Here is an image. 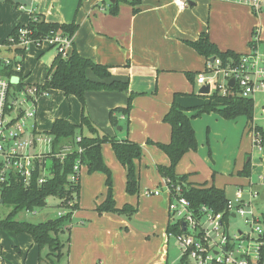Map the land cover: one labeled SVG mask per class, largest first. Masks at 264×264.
<instances>
[{"label": "crops", "instance_id": "crops-1", "mask_svg": "<svg viewBox=\"0 0 264 264\" xmlns=\"http://www.w3.org/2000/svg\"><path fill=\"white\" fill-rule=\"evenodd\" d=\"M129 1L118 0L117 12L111 14L110 0H0V42L17 25L26 24L31 13L47 22H74L77 25L72 45L78 53L96 63L108 65L111 78L106 81L128 82L125 92H85L86 113L107 134L127 137L142 146L141 158L136 160L139 191L137 195H130L125 190V168L116 159L110 143L101 145L103 160L112 174L116 207L125 204L136 207L130 218L96 211V206L106 196L105 175L87 173L85 166L81 168L79 207L72 213L69 241L56 264L178 263L169 251L166 197L145 194V191L160 186L162 177L156 166L168 165L169 160L157 146L146 142H169L170 126L162 118L175 94L176 101L186 108L208 101L207 94L200 91L207 84L196 82L206 59L186 41L195 40L200 33L206 32L209 40L221 51L243 54L249 49L254 31L264 47V1L258 14H254L248 4L237 1L140 0L136 5ZM177 1H185L187 6L179 8ZM48 49L31 47L23 55L27 83L44 82L30 80L31 71L26 62L30 63V56H35L37 64L48 68L56 55V52L45 54ZM186 73H190L192 79ZM86 75L97 79L90 69ZM52 91L56 92L50 98V106L44 110L39 108L41 98L47 94L37 101L34 123L39 131H48L56 118L67 119L73 124L80 121L79 100L73 95L65 96L60 90ZM131 92L138 94L133 97L129 129L124 135V132H118L122 130H115L110 125L108 113L115 106L125 105ZM251 98L252 122L264 130V92H256ZM193 112L187 113L191 115ZM123 120L120 116V121ZM241 122L238 117L225 119L214 111L193 118L191 124L197 148L182 156L175 172L186 174L187 181L193 184H213L223 190L228 181L232 182L229 185L233 189L245 185L248 180L261 181L264 144L262 151L254 148L247 118ZM247 161L250 162V173L241 176L238 172ZM262 220L264 223V214ZM42 249H38L27 233L0 230V264H39ZM40 263L48 262L44 259Z\"/></svg>", "mask_w": 264, "mask_h": 264}, {"label": "trees", "instance_id": "trees-1", "mask_svg": "<svg viewBox=\"0 0 264 264\" xmlns=\"http://www.w3.org/2000/svg\"><path fill=\"white\" fill-rule=\"evenodd\" d=\"M140 0H130L131 5H136ZM118 0L109 3V12H117ZM136 12V9H133ZM37 20H31L26 23V27L31 29V36L40 38L53 32L61 34L74 35L77 25L70 23L47 22L40 16ZM20 25H17L18 27ZM14 31V30H13ZM12 31V32H13ZM186 43L197 53L203 55L206 60L210 58H219L222 64H225L230 58H237L240 54L231 50L221 51L209 40L208 34L202 32L195 40H188ZM90 69L97 79H90L86 71ZM189 79H192L190 73H186ZM111 78L108 65L94 62L93 60L82 56L71 46L67 57L56 54L50 66L48 67L45 80L42 84H36L41 90H60L65 96H75L81 104L80 121L73 124L67 119H54L50 129L46 131L52 135L53 149L63 145L71 146L64 159H53L50 176L45 182L38 184L33 179L29 187H24L17 180L14 181L2 193L4 204L10 205L12 209L4 217L0 218V230L11 231L14 233H27L31 236L38 249L47 248L44 257L39 256V264L44 259L47 264H56L63 255V248L69 241L70 224L72 213L78 209L79 198V180L73 183L69 180V175L73 172L76 161H79L86 167L87 173L101 172L105 175L106 196L105 199L96 206L98 213L113 212L124 215L127 218L136 211V207L125 204L121 208L116 207L112 193V174L111 170L105 164L101 145L105 142L110 143L111 148L119 163L126 171L125 190L130 195H137L139 191V177L136 166V160L141 158L142 146L139 143L131 141L127 137L118 138L116 135H109L97 127L86 113L85 92L87 91H118L125 92L128 89V82ZM235 88H231V93L222 95L218 91L205 95L208 101L194 107L186 108L176 101V94L172 103L163 115L162 120L170 126V140L167 143H155L147 140V144L157 146L169 160L168 165H157L156 169L162 178L168 179V185H179L182 195L189 199L192 206L198 207L201 204L208 205L215 212H222L226 207L227 198L222 188L213 184H193L187 181L186 174H177L175 167L182 156L190 151L196 150L197 141L191 120L199 117L203 113L214 111L225 119H235L239 116H245L250 123L253 121V102L252 98L240 99L236 96ZM234 93V94H233ZM138 93H130L125 105L115 106L109 110L108 118L110 125L118 130L129 129V113L132 106L133 97ZM193 110L189 115L187 112ZM120 116L124 118L120 123ZM264 138V130L256 127ZM80 137L79 140H76ZM81 151L78 152L77 149ZM250 173V162H245L241 171V176H248ZM49 196L58 198V206L65 210L64 214L56 215L38 223L20 221L14 219L16 213L20 210H33L37 207H43ZM67 231V238L64 242L60 238V233ZM166 232H179V228L171 225L169 221L166 225Z\"/></svg>", "mask_w": 264, "mask_h": 264}, {"label": "built area", "instance_id": "built-area-1", "mask_svg": "<svg viewBox=\"0 0 264 264\" xmlns=\"http://www.w3.org/2000/svg\"><path fill=\"white\" fill-rule=\"evenodd\" d=\"M227 1L244 2L254 14H258L264 0ZM177 5L184 8L187 3L177 1ZM30 19L37 20V16L31 13ZM13 30L0 42V205L4 204L3 191L14 181L24 187H29L33 179L38 184L45 182L52 176L53 159L62 160L71 150L69 145L53 149L52 135L37 130L34 122L29 125L28 120L35 119L38 98L48 91L25 81L22 59L31 47L54 48L56 54L67 57L74 36L50 31L34 38L26 24ZM232 77L234 83L231 86L228 81ZM196 82L207 84L208 94L218 91L226 95L235 88L233 92L240 99L264 92V47L260 45L256 32L251 34L248 51L237 58H230L225 64L219 58L206 60ZM256 127L250 123L252 145L262 151L264 138ZM82 167L76 161L68 177L71 182H78ZM260 178L264 185V175ZM255 185L256 182L248 180L245 185L238 186L237 192L247 193V198L227 199L222 212H215L205 204L192 206L182 195L180 186L168 185L165 178L159 187L145 191V194L166 197L168 221L179 228V232L167 233L177 243L179 264H264V223L252 208L259 194ZM64 212V209L58 211L57 215ZM237 217L242 219L245 229L231 225Z\"/></svg>", "mask_w": 264, "mask_h": 264}, {"label": "rangeland", "instance_id": "rangeland-1", "mask_svg": "<svg viewBox=\"0 0 264 264\" xmlns=\"http://www.w3.org/2000/svg\"><path fill=\"white\" fill-rule=\"evenodd\" d=\"M55 52H56V50L54 48H49L45 52V54L55 53ZM34 58H35V56L32 58L30 56V63L26 62L27 69H29L31 71V73L28 75V77L30 78V80L32 79L34 82H43L45 80V76H46V72H47L48 68L45 67L43 64L42 65H40L39 63L37 64V61ZM34 61H36V65H33V63H35ZM24 74H25V72H24ZM55 92L56 91L48 90L47 96L41 98V101L39 104L40 110L41 109L44 110V108H47L48 106L51 105V104H49V101H50V98L53 96V93H55ZM43 101H44V103H43ZM34 120L35 119H33V118L29 119L28 120L29 125L31 123H33ZM245 120H246V118L243 116L238 117L239 123H242L241 121H245ZM120 123H125V122L121 121ZM118 132L119 133L124 132L123 134L124 135L126 134L125 129H122V131H118ZM232 143H233V141L230 142L231 145H232ZM253 181H256V185L254 186V188L258 190L259 194L256 197V199H254V203L252 204V208L254 210V213L257 216L262 217V215L264 214V185H262L261 181L258 179H253ZM231 183H232L231 181H228L225 184L224 192H225L226 198L227 199H235L236 197H241V198L246 199L247 193L237 192L236 189H233V186L229 185ZM58 204H59V200L57 198H55L53 196H49L46 200V204L43 207H37V208H34L33 210H20L16 213L14 219L20 220V221H28L31 223H38V222L45 221L47 219H50V218L56 216L57 212L59 210L63 212V208L59 207ZM11 209H12V207L10 205H7V204L0 205V218H4L10 212ZM231 225L233 227H241V228L245 229L244 223L240 217L233 219ZM60 238H61V240H63L65 242L66 238H67V231L61 232ZM46 249L47 248L44 247L41 250V253L43 254V255H41L42 257H44V255L47 251ZM169 251L172 255V258L177 260L179 252H178V248H177V243H176L174 238H170Z\"/></svg>", "mask_w": 264, "mask_h": 264}, {"label": "water", "instance_id": "water-1", "mask_svg": "<svg viewBox=\"0 0 264 264\" xmlns=\"http://www.w3.org/2000/svg\"><path fill=\"white\" fill-rule=\"evenodd\" d=\"M110 2L113 3V2H115V0H110ZM212 60H213V58H210V61H212ZM233 83H234V78L232 77V78L229 79L228 84L232 86ZM200 91H201L202 94H208V91H209V87H208V85L202 87V88L200 89ZM117 129L119 130L120 127L118 126ZM1 201H2V200H1ZM177 264H179V263H177Z\"/></svg>", "mask_w": 264, "mask_h": 264}]
</instances>
